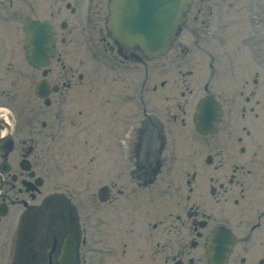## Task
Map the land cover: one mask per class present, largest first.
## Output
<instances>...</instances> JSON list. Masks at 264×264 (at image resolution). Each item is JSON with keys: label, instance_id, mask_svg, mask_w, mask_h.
<instances>
[{"label": "flooded vegetation", "instance_id": "af4514ba", "mask_svg": "<svg viewBox=\"0 0 264 264\" xmlns=\"http://www.w3.org/2000/svg\"><path fill=\"white\" fill-rule=\"evenodd\" d=\"M108 2L0 0V264H61L69 224L74 264H209L215 232L225 264H264L262 2L192 0L160 60L112 38ZM32 21L53 41L39 69ZM81 155L105 166L84 200L64 189Z\"/></svg>", "mask_w": 264, "mask_h": 264}, {"label": "water", "instance_id": "95a60500", "mask_svg": "<svg viewBox=\"0 0 264 264\" xmlns=\"http://www.w3.org/2000/svg\"><path fill=\"white\" fill-rule=\"evenodd\" d=\"M190 0H110L108 29L113 37L127 47H138L148 58H160L165 53L177 28L182 13ZM41 28L36 23L29 29ZM204 101L200 104V117ZM202 107V109H201ZM202 116L205 117L204 114Z\"/></svg>", "mask_w": 264, "mask_h": 264}, {"label": "rangeland", "instance_id": "374dc122", "mask_svg": "<svg viewBox=\"0 0 264 264\" xmlns=\"http://www.w3.org/2000/svg\"><path fill=\"white\" fill-rule=\"evenodd\" d=\"M237 1V0H236ZM240 2L245 1V0H239ZM258 4H261L264 7V0H257ZM178 42L185 43L182 40V37L179 39ZM89 155H81V157H78L77 160V169L76 170H71L70 173L66 174V178L71 177L72 182L75 180V183H69L65 185L64 188L65 192L67 194H73L76 195L77 197L82 198L84 200L85 198H90L91 194L95 192L96 187H98L101 183L99 182L98 184H94L92 180V171L94 170H99L105 174L103 171H105V166L103 164H97V165H91L88 161ZM103 170V171H102ZM75 178V179H73ZM69 181V179H68ZM47 190H50V187H47ZM86 196V197H85ZM85 197V198H84ZM106 209L107 210V205H102L99 207V209ZM165 251H163L164 253ZM164 259V255L162 254V260ZM163 262V261H162Z\"/></svg>", "mask_w": 264, "mask_h": 264}]
</instances>
